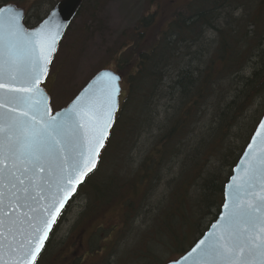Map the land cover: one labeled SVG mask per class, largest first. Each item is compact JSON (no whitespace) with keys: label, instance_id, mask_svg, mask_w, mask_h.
Instances as JSON below:
<instances>
[{"label":"trees","instance_id":"16d2710c","mask_svg":"<svg viewBox=\"0 0 264 264\" xmlns=\"http://www.w3.org/2000/svg\"><path fill=\"white\" fill-rule=\"evenodd\" d=\"M57 1L0 0V6L25 8V25L33 27ZM150 2L155 11L123 31L108 57L123 77L121 102L98 167L75 198L86 200L79 221L108 209L121 215L120 225L97 227L91 251L101 249L99 234L118 229L121 243L145 228L134 263L166 264L218 217L225 184L264 113V0H168L169 15L162 0ZM88 4L83 0L77 16ZM156 240L160 252L173 255L162 260L152 252Z\"/></svg>","mask_w":264,"mask_h":264},{"label":"snow or ice","instance_id":"6c2138e0","mask_svg":"<svg viewBox=\"0 0 264 264\" xmlns=\"http://www.w3.org/2000/svg\"><path fill=\"white\" fill-rule=\"evenodd\" d=\"M54 18L29 32L18 12L0 8V90L10 97L0 107L13 105L6 119L0 115V264H36L95 169L116 109L119 76L103 72L62 119L51 115L40 83L62 27ZM241 164L225 211L183 257L186 264H264V121ZM24 207L29 211L17 213Z\"/></svg>","mask_w":264,"mask_h":264},{"label":"rangeland","instance_id":"374dc122","mask_svg":"<svg viewBox=\"0 0 264 264\" xmlns=\"http://www.w3.org/2000/svg\"><path fill=\"white\" fill-rule=\"evenodd\" d=\"M94 1L89 0L82 15L73 20L51 62L44 85L50 94L53 111L66 106L98 70L103 68L116 70L108 57L111 50L119 44L123 31L131 30L141 17L156 9V5L150 0H100L98 9H93ZM167 2L168 0H162V8L167 9L166 13L169 15L174 10L165 6ZM244 122L248 123V118ZM236 144L239 145L240 141L237 140ZM226 173L225 169L224 175ZM162 191L161 186L159 193ZM156 200L157 196L150 203L155 204ZM85 205L86 200L82 196L71 201L68 211L62 216L53 233L52 242L41 264H104L106 258L111 259V264H135L134 261L137 262L134 260L135 254L140 253L137 248L141 242L140 232L145 228L140 231L134 228L126 238H121V243L119 242L121 231L118 232V229L106 238L99 234L101 249L99 248L98 252L91 251L90 241L97 232V227L110 229L120 225L121 215L117 208L108 209L104 213L89 215L79 221ZM79 234H81L82 246L81 249L76 250L74 246ZM160 241H155L159 248L151 245L150 249L157 255L161 253L160 257L165 260L166 257H171L173 252H160L162 242ZM113 250L117 253L112 257ZM84 255L86 256L83 257ZM158 263V261L149 262V264Z\"/></svg>","mask_w":264,"mask_h":264},{"label":"water","instance_id":"95a60500","mask_svg":"<svg viewBox=\"0 0 264 264\" xmlns=\"http://www.w3.org/2000/svg\"><path fill=\"white\" fill-rule=\"evenodd\" d=\"M82 3H83V0H58V1L56 2V4L54 5V7H53L52 9H50V11L48 12L47 16H46V17H45V18H44L39 24H37V25L34 26V27H27V26L25 25V22H24V21H25V9H24V8H21V7L17 6L16 4H12V3L4 4V5L0 6V8H4V9L11 8L14 12H18V13L20 14V17H21V19H20V23H21L22 26H23L24 28H26L29 32H32V31H34L35 29L39 28L42 24H44L45 21H49L50 18H51V16H52V13H55L54 22H55V23H58V24H60V25H62V27L60 28V35H59V37L57 38V41H56V44H55V50H54V51L52 52V54H51V57H50V63L47 65V74H48V72H49V68H50V64H51V62H52V60H53V58H54V56H55V54H56V52H57V50H58V48H59V45H60L61 41L63 40V38H64V36H65L67 30L69 29L71 23L73 22V20H74L75 17L77 16V14H78V12H79L81 6H82ZM5 23H6V22H5ZM5 71H6V65H5ZM103 72H111V73H113L114 75L119 76V80L116 82V83L118 84V86H119V91H118V94H117V96H116V109H115V111H114V113H113V120H112L111 126L108 128V136H107V139L104 141V147H105V144H106V142H107V140H108V138H109V135H110V132H111V128H112L113 123H114V121H115V117H116V114H117V112H118L119 105H120V96H121V93H122V80H123V77H122L120 74H118L115 70L110 69V68H105V69H101V70H99L98 72H96V73H95V74H94V75L88 80V82L82 87V89L76 94V96H75V97H74V98H73V99H72V100H71L66 106H64V107H62L61 109H59V110H57V111H54V112L52 111V108H51V105H50V97H49V94H48V92L44 89V87L42 86V83L45 81V78L47 77V74H46L45 76L42 77V79H41V83H40V88H41V90H42V92H43V95L47 98V103H48V105H49V108L51 109V115L55 116L56 113H60V117H57V119H62V118L64 117V115H65V112L73 107L74 102L77 100V97L81 96V93H83L84 90H85L86 88L89 87V85L93 84V81H95L96 78H97L98 76H100V74L103 73ZM4 79L6 80L7 77L5 76ZM0 98H3L5 101H7V100L10 99V97L8 96V94H6L3 90H0ZM12 106H13L12 104H9V108H7V109H6V108H3V107H0V115H2V116L4 117V119L7 118V113H8L9 109H10ZM261 121H264V114H263V116L261 117L259 123H260ZM259 123L257 124V126H256V128H255V131L253 132V134H252V136H251V138H250L248 144L251 142L252 137L255 135L256 131L258 130ZM248 144L246 145V147H245L243 153L241 154V156H240V158H239L237 164L234 166V168H233V170H232V174H231V176L229 177L227 183L225 184V187H224V201H223V204H222V206H221L220 212H219L218 217L216 218V220H215V221L209 226V228H208L207 231L203 234V236L200 237V238L196 241V243H195V244H194V245H193V246H192V247H191V248H190L185 254H183L182 256H180L178 259L172 260V261H170V262H168V263H166V264H177V262H178V264H186V262L183 260V257H184L185 255H187V253H188L189 251H191V249H192V248H193V247H194V246H195V245H196L201 239H204V237H205L209 232L214 231L213 228H212V225L215 224V223H217V221H219V219H220V215L225 211L223 205L225 204V202H227V201L229 200V196H228V194L231 192V189L228 187V185L232 182V181H231L232 176L237 175V174H238V169L243 167V165L241 164V160L244 159V153H245V151H247V146H248ZM104 147H103L102 149H100V153H99V156H98V158H97L96 167H95V169H93V171H92L91 173H93V172L96 170V168H97V166H98V163H99L100 155H101V153H102ZM91 173H89L88 176H89ZM88 176H87V177H88ZM87 177L85 178V180L87 179ZM85 180H84V182H85ZM84 182H83L81 185H83ZM81 185H80V186H81ZM80 186H79V187H80ZM79 187H78V189H79ZM77 191H78V190H77ZM76 194H77V192H76ZM76 194H75V195H76ZM75 195H74V196H75ZM74 196L69 200V202L74 198ZM69 202H68V204H69ZM4 203H5V204L8 203L7 199H5ZM40 203H43V202L41 201ZM68 204H67V205H68ZM67 205H66V207H67ZM33 207H37V210H38V206H37V205H33ZM66 207H65V208H66ZM64 210H65V209H64ZM28 211H29L28 208H27V207H24V208H22V209H18V210H17V213L28 212ZM59 218H60V217H59ZM59 218H58V220H59ZM57 222H58V221H57ZM5 225H7V221H5ZM54 228H55V226L53 227V230H54ZM53 230H52V232H53ZM52 232L49 233V238H50ZM5 234H6V233H5ZM48 240H49V239H48ZM48 240L45 241V246H46ZM44 248H45V247H44ZM44 248L41 250V253H42V251L44 250ZM41 253H40V254H41ZM40 254H39V256H40ZM39 256H38V257H39ZM37 259H38V258H37Z\"/></svg>","mask_w":264,"mask_h":264}]
</instances>
